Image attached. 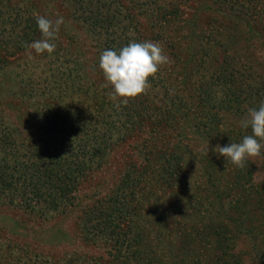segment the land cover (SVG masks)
I'll return each mask as SVG.
<instances>
[{
	"label": "rangeland",
	"instance_id": "obj_1",
	"mask_svg": "<svg viewBox=\"0 0 264 264\" xmlns=\"http://www.w3.org/2000/svg\"><path fill=\"white\" fill-rule=\"evenodd\" d=\"M93 2L110 17L114 4L122 7L124 20L120 19L119 25L134 30L136 35L148 36L149 22L136 10L137 0ZM207 4L205 0H184L180 9L195 25L182 23V29H209L229 37L233 54H227L240 63L248 62L250 70L260 73L257 62L264 66L261 45L246 44L241 37L244 30L236 32L225 26L215 6L209 8ZM78 8L77 0H0V112L23 140L59 139L43 119L45 109L80 114L102 99L109 110L120 112L119 107L125 106H117L109 98L111 87H102L106 83L99 68L102 41L88 30ZM38 15L64 19L51 54H36L28 47L42 37L40 34L26 40L30 30L25 20ZM189 45V40L183 41L184 48ZM224 56L223 50L214 45L205 67L191 66L194 73L189 71L190 66L173 67L178 72L174 77L193 74L191 86L184 83L180 89L183 95L192 94L189 115H177L159 131H154L152 118L142 131L134 130L123 140L114 138L100 166H94L80 180L73 207L42 217L0 202V264H16L11 256L17 259L25 254L48 264H264V149L244 168H236L223 157L218 159L211 151L217 144L238 143L250 134V130L240 128L239 121L249 108L258 109L264 102V79L254 78L252 86L260 83L262 95L243 97L239 111L209 113L222 110V94L215 89L211 103H201L199 92L206 80L201 68H206L209 76L217 74ZM86 81L96 86L88 99L82 91ZM73 86L81 89L73 92ZM24 92L27 95L23 99L12 95ZM166 101L165 91L149 87L127 104L140 102L160 108L158 114H162L167 109ZM172 156L175 170L166 173L161 169ZM134 169L145 182L135 188L134 200L128 198L125 204L132 214L121 220L114 243L107 245L106 235L91 231L85 213L93 208L103 213L111 210V200L118 198L123 178ZM119 234L123 247L115 243Z\"/></svg>",
	"mask_w": 264,
	"mask_h": 264
},
{
	"label": "trees",
	"instance_id": "obj_2",
	"mask_svg": "<svg viewBox=\"0 0 264 264\" xmlns=\"http://www.w3.org/2000/svg\"><path fill=\"white\" fill-rule=\"evenodd\" d=\"M77 1L83 23L102 41L104 51L119 50L132 41H153L161 44L164 53L170 57L173 64L171 68L162 66L155 77L149 78V84L152 90L160 88L165 91L167 109L158 114L160 108L153 109L150 105L143 106L140 102H130L119 107L118 112L116 108L109 110V104H106L105 99L100 100L94 107L82 109L80 114L45 109L43 119L51 130L58 133L59 139L31 142L21 139L0 112V202L39 213L42 217L65 212L73 207L80 180L87 172L93 171L94 166H100L114 144V138L123 140L134 130L142 131L152 118L154 131H159L164 129L163 125H167L169 121H175L177 115L188 116L193 108L192 94L183 95L180 89L184 83L191 86L193 74L187 78H178L174 77L178 72H174L173 69L178 67L185 69L190 66L189 71L193 70L194 73L193 65L204 66L206 57L214 45L219 46L225 56L222 59L221 70L217 74L209 76L205 66L201 68L206 80L200 88L199 99L201 103L209 104L214 90L219 89L222 94L219 101L222 110L209 113L215 115L225 111H239L243 97L252 99L255 96L259 97V94L262 95L263 86L260 83L259 86L252 84L256 81L254 78L264 79L263 62H257L260 73L254 69L250 70L248 62L240 63L234 56L227 54V52L233 54V50H230L233 45L229 37L224 38L223 34L218 32L216 34L209 29L202 32H197L191 27L187 31L182 29V23L195 25L193 20L184 17L185 13L180 9L184 0L169 2L141 0V3L137 0L136 10L149 22V34L145 38L140 34L136 35L134 30L130 31L127 26L119 25L120 19L124 20L122 7L118 9L114 4V15L110 17L100 12L94 0ZM205 1L209 3L206 5H209V8L215 6V12L221 15L225 26L236 32L244 30L241 37L246 44L257 43L264 49V0ZM123 9L126 11L127 7ZM25 23L29 25L30 30L26 40L41 34L36 18H27ZM133 23L134 26L137 24L136 21ZM185 33H188V36ZM185 40L190 42L188 48L183 47ZM189 49L195 52H189ZM253 63L256 64V62L251 64ZM85 83L82 91L83 96L88 99L96 91V86L88 81ZM76 88L77 91L81 89L79 86ZM76 88L73 86L72 91H76ZM33 91L30 94H33ZM12 95H18L23 99L27 94L24 92ZM174 160L175 157L172 156L161 170L172 173L176 166ZM143 182L145 179L142 175L138 177L135 169L130 170L122 180L120 192L116 194L118 198L111 200L113 202L111 210L103 213L102 210L93 208L85 213L86 223L90 224L91 231L106 235L107 245L114 243V233L116 228L120 229L121 220L132 214L129 204L125 203L128 198L134 200L136 196L134 190L138 185L144 184ZM120 236L119 234L115 243L122 246L124 243L121 242ZM11 258L16 264H48L37 256L29 257L27 254L17 259L13 256Z\"/></svg>",
	"mask_w": 264,
	"mask_h": 264
},
{
	"label": "clouds",
	"instance_id": "obj_3",
	"mask_svg": "<svg viewBox=\"0 0 264 264\" xmlns=\"http://www.w3.org/2000/svg\"><path fill=\"white\" fill-rule=\"evenodd\" d=\"M41 39L28 45L36 54H51L56 49L53 42L58 36L63 17L55 20L46 16L36 17ZM172 61L159 42H129L119 50H105L99 59V68L106 83L102 87H111L109 98L117 106L126 105L129 100L142 95L150 87L149 78L155 77L161 67ZM241 129L250 130L240 142H230L221 147L217 144L211 149L219 159L232 164L236 168H244L247 161L260 157L264 149V102L258 109L249 108L247 115L239 121ZM209 147L205 155L208 154Z\"/></svg>",
	"mask_w": 264,
	"mask_h": 264
}]
</instances>
